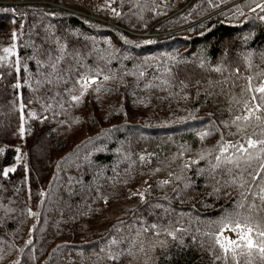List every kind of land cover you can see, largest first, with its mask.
Instances as JSON below:
<instances>
[{
	"label": "trees",
	"instance_id": "trees-1",
	"mask_svg": "<svg viewBox=\"0 0 264 264\" xmlns=\"http://www.w3.org/2000/svg\"><path fill=\"white\" fill-rule=\"evenodd\" d=\"M222 1L169 16L122 0L112 17L148 35L49 5L0 6V264H97L104 245L136 232L166 241L153 264H224L222 217L264 230V179H253L264 152L213 168L219 143L264 139V110L239 132L232 123L245 104L264 109V0L250 15L235 4L201 15ZM83 77L96 83L74 101ZM21 125L25 160L5 176ZM237 259L264 264L258 251Z\"/></svg>",
	"mask_w": 264,
	"mask_h": 264
},
{
	"label": "snow or ice",
	"instance_id": "snow-or-ice-1",
	"mask_svg": "<svg viewBox=\"0 0 264 264\" xmlns=\"http://www.w3.org/2000/svg\"><path fill=\"white\" fill-rule=\"evenodd\" d=\"M259 7H261V10H264V5H260ZM253 11H255V9H253ZM15 36L16 33H13L14 38ZM4 52L14 55V46L13 48H5ZM217 71H220V69H217ZM141 75H143V73H141ZM104 78L108 79L107 76ZM94 83H96L95 79L89 80L86 77L84 81L81 82V87L84 91H87L88 87ZM248 91H252L251 84H249ZM255 91L264 94V85L256 88ZM81 95H83V92ZM73 100L78 101L79 97L74 96ZM252 100L256 101V96H253ZM261 100H264V95L261 96ZM245 108L248 109V115L236 116L235 120L232 121V123L236 125L238 132L240 130L239 121H248L255 113L264 110L260 105H256L254 111L248 104H245ZM255 118L257 120L262 119L260 115H255ZM225 126L227 127L228 125L226 124ZM21 135H23V125H21ZM207 135V132L202 133L201 138L203 139V137ZM259 146H264V139L254 140L251 136L242 142H221L217 146L219 148V154L215 156L216 163L213 165V168L217 169L222 165H232L233 168L240 169L242 161L248 163L254 158V153L250 150H258L255 153L257 157L260 152H264V147ZM202 158L205 157L202 156ZM250 166L249 164V167ZM10 171H13V169H8L3 174L7 176ZM228 171L231 172L232 168H229ZM262 172H264V161H262L259 169L255 171L253 179H264V177L260 175ZM235 182L234 180L233 183ZM243 183H247V181H243ZM243 183H241V187H243ZM261 192L264 193V189H261ZM259 198L261 201H264V194H261ZM240 206L243 207V204ZM252 206L254 207L255 205L253 204ZM156 227L157 225H152V228ZM255 232L256 234L254 235V226L250 215L242 216L240 213H235L222 217L217 224V234L214 236L216 246H218L223 253V256H217V259H223L224 264H228L229 259L235 261V264H240L239 259H237L238 256L251 257L254 251H258L261 254V259L264 260V230H260L259 227L256 226ZM226 233H228V235H226ZM257 237H259V239Z\"/></svg>",
	"mask_w": 264,
	"mask_h": 264
},
{
	"label": "rangeland",
	"instance_id": "rangeland-1",
	"mask_svg": "<svg viewBox=\"0 0 264 264\" xmlns=\"http://www.w3.org/2000/svg\"><path fill=\"white\" fill-rule=\"evenodd\" d=\"M54 2H59V0H49ZM122 0H83L81 3L70 2L67 7L70 9H79L81 10V14L77 15L81 18H84L88 21L93 22H101L105 23L100 19H104L113 23L114 25L118 26L119 28L125 29L124 26L121 24L119 25L109 17H107L106 12H114L116 7L119 6ZM146 3L162 7L167 9L166 13L169 16L186 13L188 11L193 12V8L197 6V2L199 0H143ZM251 0L244 1V0H224L221 3H217L215 5V10L212 12H204L201 11V15H204V18L209 17L214 13H221L223 10H226L232 4L238 5V9L242 12H246L247 15L252 14L253 9L259 8L257 5L243 10ZM68 12V11H67ZM203 18L196 19L197 21L202 20ZM196 21V22H197ZM193 23L190 22L185 26H181L178 29H184L190 27ZM184 25V23L182 24ZM84 79L79 80L77 85L74 88L73 93L71 94L73 98L79 97L81 98L82 95L86 92L81 87V82ZM264 85V82H263ZM91 87V86H90ZM88 87L87 90L90 89ZM21 140L16 144V156L15 161L9 164L5 171L8 169H14V167L20 163L24 162L25 160V143H24V136L21 135ZM228 235V233H226ZM115 245L106 244L103 246L101 250V254L97 257V264H106L104 258H114L119 262L125 261V264H153L158 256V252L161 248H163L166 244L164 238L160 235H148L140 232L132 233L129 236L122 238V240H114Z\"/></svg>",
	"mask_w": 264,
	"mask_h": 264
},
{
	"label": "built area",
	"instance_id": "built-area-1",
	"mask_svg": "<svg viewBox=\"0 0 264 264\" xmlns=\"http://www.w3.org/2000/svg\"><path fill=\"white\" fill-rule=\"evenodd\" d=\"M70 2L81 3V2H83V0H59V2H54V1H49V0H0V6L17 7V6H22V5H24V6L25 5H27V6H29V5H49L51 7H54L56 9H59V10L65 11V12L68 11V13L71 12V13H75L77 15L81 14V10H79L77 8L70 9L69 7H67ZM114 12H111L109 15L107 14L108 12H106L107 17H109L113 21H115V19L112 17ZM100 20L105 22L103 24L109 25V26L117 28L119 30H123L125 32L134 33V32H131L126 27H125V29L119 28L118 26L114 25L113 23H111L109 21H106L104 19H100ZM134 34H136V35H148L149 34V30L145 31V32H142V33L137 32V33H134ZM85 78L86 77H83L81 79H85ZM87 78L89 80H91L89 77H87Z\"/></svg>",
	"mask_w": 264,
	"mask_h": 264
}]
</instances>
